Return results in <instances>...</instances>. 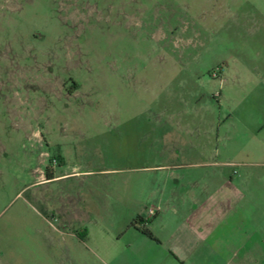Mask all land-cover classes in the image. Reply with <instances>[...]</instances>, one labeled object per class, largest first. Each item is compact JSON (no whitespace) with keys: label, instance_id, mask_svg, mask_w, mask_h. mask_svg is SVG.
I'll return each instance as SVG.
<instances>
[{"label":"rangeland","instance_id":"1","mask_svg":"<svg viewBox=\"0 0 264 264\" xmlns=\"http://www.w3.org/2000/svg\"><path fill=\"white\" fill-rule=\"evenodd\" d=\"M172 186L264 221V0H0V264H112Z\"/></svg>","mask_w":264,"mask_h":264},{"label":"crops","instance_id":"2","mask_svg":"<svg viewBox=\"0 0 264 264\" xmlns=\"http://www.w3.org/2000/svg\"><path fill=\"white\" fill-rule=\"evenodd\" d=\"M178 188H165L171 195L150 205L154 216L138 215L145 221L138 227L153 238L130 227L112 264H264L259 203L214 200L209 186L200 197L193 191L188 201L178 200Z\"/></svg>","mask_w":264,"mask_h":264},{"label":"trees","instance_id":"3","mask_svg":"<svg viewBox=\"0 0 264 264\" xmlns=\"http://www.w3.org/2000/svg\"><path fill=\"white\" fill-rule=\"evenodd\" d=\"M49 179H52L51 176H49ZM145 223L144 219L142 216H138L134 221L133 223L131 224V228H136L138 230H140L142 233H144L145 235L149 236L150 238H153V235L152 233L147 230V229H140L138 226Z\"/></svg>","mask_w":264,"mask_h":264},{"label":"built area","instance_id":"4","mask_svg":"<svg viewBox=\"0 0 264 264\" xmlns=\"http://www.w3.org/2000/svg\"><path fill=\"white\" fill-rule=\"evenodd\" d=\"M150 214L151 215H155L156 213H155V210H150Z\"/></svg>","mask_w":264,"mask_h":264}]
</instances>
